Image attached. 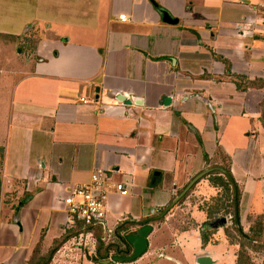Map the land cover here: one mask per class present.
Instances as JSON below:
<instances>
[{"label": "crops", "instance_id": "1", "mask_svg": "<svg viewBox=\"0 0 264 264\" xmlns=\"http://www.w3.org/2000/svg\"><path fill=\"white\" fill-rule=\"evenodd\" d=\"M256 80L264 0H0V264L43 263L67 233L61 198L97 169L127 191L107 197L109 229L159 216L220 167L239 190L241 224L260 216L264 232V89L245 87ZM184 201L151 222L140 258L107 264L226 261L231 244L212 242L218 226L202 207L189 225L174 219ZM74 242L47 264L105 262Z\"/></svg>", "mask_w": 264, "mask_h": 264}, {"label": "rangeland", "instance_id": "2", "mask_svg": "<svg viewBox=\"0 0 264 264\" xmlns=\"http://www.w3.org/2000/svg\"><path fill=\"white\" fill-rule=\"evenodd\" d=\"M29 39L33 40L36 38H33V36H31V38ZM242 79L244 78L238 76L235 77V81L239 83V85H241ZM208 179L209 181L206 178L202 179L194 186L192 190L189 191L187 198L184 201L185 203H183L181 207L176 210L174 219L180 226H186L189 225V223L194 222V219L191 216L193 209L196 210L197 208H199V206L203 209L207 208L208 206L214 207L218 209L219 213L211 222H216L217 226L220 227H217L218 229H213V233L215 234V236L212 238V242L217 245L219 242L224 240L231 244H228L227 260L222 261L221 264H237L238 257L241 260L248 261L249 264H264V235L259 232V227L257 226V218L251 219L250 223L248 224H241V222L239 221L241 229L243 231V235L237 233L234 229V226L232 225V222H230L229 220V217L231 216L228 215L231 211L229 207L230 203L228 201V199H230V191H227L225 188L212 183L210 180H213V178L210 177ZM202 186L204 188V193L206 194L204 196H202L201 192L197 190ZM221 218L227 219L226 224L220 222ZM201 229L202 231H205L207 227L203 226ZM248 237L257 239V242L247 243ZM74 240L75 242L71 244V248H75L79 243L84 244L86 239L83 238L81 242L78 239ZM91 242L92 240L90 241V243ZM91 245L93 247V243H91ZM93 253H95L94 248Z\"/></svg>", "mask_w": 264, "mask_h": 264}, {"label": "built area", "instance_id": "3", "mask_svg": "<svg viewBox=\"0 0 264 264\" xmlns=\"http://www.w3.org/2000/svg\"><path fill=\"white\" fill-rule=\"evenodd\" d=\"M118 19L123 23L130 21L125 14L119 15ZM81 101L84 104L90 102L84 98ZM111 190L122 196L127 195L123 184L112 183L109 181L106 172L100 169L91 174L87 183L67 189L60 203L65 216L64 231H76L78 233L72 237V240L78 239L80 242L83 238L89 242L92 240L91 243H93L95 250L96 239L93 230L100 229L103 233L102 241L105 244L114 242V230L109 229L106 223L107 197Z\"/></svg>", "mask_w": 264, "mask_h": 264}, {"label": "trees", "instance_id": "4", "mask_svg": "<svg viewBox=\"0 0 264 264\" xmlns=\"http://www.w3.org/2000/svg\"><path fill=\"white\" fill-rule=\"evenodd\" d=\"M256 83H257V86H256ZM245 87L264 89V81L263 80L250 81L247 84L245 83ZM237 88L240 89L239 84H237ZM226 170L229 172V169H226ZM210 177L213 178V180L212 179L210 180L212 183H214L215 185H218L220 187L225 188L227 191H230V197H229L230 199H228V201L230 203L229 207H230L231 211L229 212L228 215L231 216V218H232V225L234 226L235 231L239 234H242L241 233L242 229H241V225L239 222L240 219L239 220L235 219V210H234L235 192L232 188V185L229 183V181L226 179V177L224 175H222L220 172H212V173L206 175L205 177H203L202 179L210 178ZM194 186L190 190H192L194 188ZM189 191L179 201V203L183 202L187 198ZM239 195H240V193H239V190L237 189L236 190L237 203L239 202ZM204 210H205L206 215H207L208 223L206 222V224H205V225H207V224H209L210 221H212L214 218H216L219 211H218V209L211 207V206H208ZM253 218H257V226L259 227V232L264 235L261 217L260 216H249L247 219V222L250 223L251 219H253ZM149 222H150V220H144V221H140V222L124 221V222L118 224L117 227L114 229V236H115L114 242L109 243V244H105L102 241L103 233L100 229L93 230V235H94V238L96 239V245H95V255H94L92 260L94 262H98V261L103 262V261H107V260L111 259L114 256H120V257L127 256L129 254L128 252L130 250V246L126 242V236L133 233L135 227H141L145 224H148ZM238 225H240V229L237 227ZM218 227H220V226H218ZM208 233L209 232H207V231L201 232V239H202L203 243H206L208 241V239H209ZM77 234L78 233L76 231H70V232H67L65 235H63L59 240H57L53 244L52 248L49 250L46 258L44 259L43 263H41V264H47V262H48L47 260L52 258V256L62 246V244H64L70 238H72L73 236H76ZM250 242H257V239H255L253 237H248L247 243H250ZM34 258L33 257L31 258L29 264H35ZM237 264H249V262L245 261V260H241L238 257Z\"/></svg>", "mask_w": 264, "mask_h": 264}, {"label": "water", "instance_id": "5", "mask_svg": "<svg viewBox=\"0 0 264 264\" xmlns=\"http://www.w3.org/2000/svg\"><path fill=\"white\" fill-rule=\"evenodd\" d=\"M110 96L115 101L122 103L124 105H131V104L140 105L141 104L138 99L128 98L127 96L122 95L120 93H115ZM169 103H170V98L166 97L163 101V104L168 105ZM212 172H220L222 175L226 177V179L232 185V188L235 192V195H234L235 219L239 220V209H238L237 196H236L237 186H236V183L234 182V179L232 178L230 172H228L226 169L220 168V167H210L208 169H205L198 175H196L189 182V184L185 187V189L173 200V202L169 205V207H167L159 216L154 217L153 219H150V222L148 224H145L139 227L133 233L126 236V242L130 246V250L128 252L129 254L127 256H124V257L114 256L110 260L103 262V264H107L110 261L119 262V263H129V262H133L136 259L140 258L146 252V249L148 246L147 237L152 232L151 222L153 223L163 218L167 214V212L171 210L197 182H199L203 177H205L206 175ZM229 220L230 222H232V218H230ZM220 222H222L223 224H226L227 219L221 218ZM237 227L240 229V225H238ZM196 264H214V261L210 255L204 254V255L199 256L196 259Z\"/></svg>", "mask_w": 264, "mask_h": 264}]
</instances>
